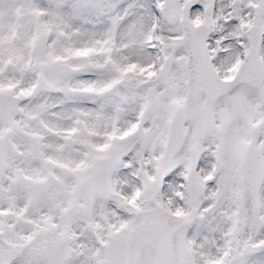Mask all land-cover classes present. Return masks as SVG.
Returning <instances> with one entry per match:
<instances>
[{
    "label": "snow or ice",
    "instance_id": "1",
    "mask_svg": "<svg viewBox=\"0 0 264 264\" xmlns=\"http://www.w3.org/2000/svg\"><path fill=\"white\" fill-rule=\"evenodd\" d=\"M0 264H264V0H0Z\"/></svg>",
    "mask_w": 264,
    "mask_h": 264
}]
</instances>
